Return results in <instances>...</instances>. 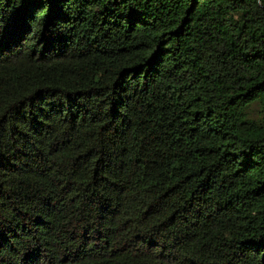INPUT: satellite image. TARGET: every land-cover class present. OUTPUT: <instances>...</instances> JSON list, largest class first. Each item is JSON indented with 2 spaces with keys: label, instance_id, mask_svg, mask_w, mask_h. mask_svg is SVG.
Wrapping results in <instances>:
<instances>
[{
  "label": "trees",
  "instance_id": "obj_1",
  "mask_svg": "<svg viewBox=\"0 0 264 264\" xmlns=\"http://www.w3.org/2000/svg\"><path fill=\"white\" fill-rule=\"evenodd\" d=\"M0 264H264V0H0Z\"/></svg>",
  "mask_w": 264,
  "mask_h": 264
}]
</instances>
